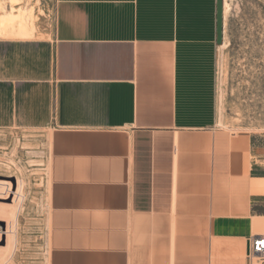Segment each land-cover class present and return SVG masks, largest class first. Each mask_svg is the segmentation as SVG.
I'll return each mask as SVG.
<instances>
[{"label": "crops", "instance_id": "obj_1", "mask_svg": "<svg viewBox=\"0 0 264 264\" xmlns=\"http://www.w3.org/2000/svg\"><path fill=\"white\" fill-rule=\"evenodd\" d=\"M222 1L221 44L216 0H53L0 35V128L50 155L45 264H248L264 144L218 129Z\"/></svg>", "mask_w": 264, "mask_h": 264}, {"label": "rangeland", "instance_id": "obj_2", "mask_svg": "<svg viewBox=\"0 0 264 264\" xmlns=\"http://www.w3.org/2000/svg\"><path fill=\"white\" fill-rule=\"evenodd\" d=\"M52 2L0 0V35L31 36L40 23L50 20ZM226 2L230 6L225 16L226 39L217 65V117L223 116V123L218 121V129L236 137L252 134L264 144V0ZM29 14L32 16L28 17ZM17 15L29 20L26 26L28 34L17 33L18 27L10 29L12 21L9 18ZM41 138L26 128H0V175L10 177L15 175L16 167L25 168L29 172L27 191L41 200L38 210L17 218L25 247L15 253L14 263L8 264L46 262L42 220L46 215L50 183V155L45 144L39 141ZM1 202L0 208H10V200L4 204ZM27 203L25 200L22 204L26 206ZM2 216L0 213V218ZM0 225L5 232L6 224L0 222ZM3 247L5 244L1 243L0 250Z\"/></svg>", "mask_w": 264, "mask_h": 264}, {"label": "bare ground", "instance_id": "obj_3", "mask_svg": "<svg viewBox=\"0 0 264 264\" xmlns=\"http://www.w3.org/2000/svg\"><path fill=\"white\" fill-rule=\"evenodd\" d=\"M227 3L228 2H225L224 4V18L230 7ZM20 15L9 18V21H12L10 29L16 30V28L18 27L17 33H19L20 35H26L28 34V29L26 27L28 19L25 20V17H21ZM30 15L31 14H29L28 17ZM15 20L17 21L15 22ZM222 117L223 116H221V114L218 115L219 123H223ZM9 178H12V180H9ZM13 178L15 179V183L13 182ZM28 181L29 172L22 167H16L15 175L13 176L5 177L0 175V201H2L1 204H4L3 202L7 200H10L11 202V204H9L10 208H4L2 205V207L0 208V213L3 215L0 218V222H4L6 224L5 232H3V229L0 225V244H5L3 250H0V264H8L13 262L15 253L20 248L25 247V244L21 239V231L18 227L19 225L17 218L20 215H28L32 213L34 209L38 210V208L41 206V200L39 199V197L37 195L31 196L27 191ZM25 200H28V203L26 206H23L22 203ZM2 218H4L5 220ZM8 218L9 220H7Z\"/></svg>", "mask_w": 264, "mask_h": 264}, {"label": "built area", "instance_id": "obj_4", "mask_svg": "<svg viewBox=\"0 0 264 264\" xmlns=\"http://www.w3.org/2000/svg\"><path fill=\"white\" fill-rule=\"evenodd\" d=\"M248 239V264H264V235L251 236Z\"/></svg>", "mask_w": 264, "mask_h": 264}, {"label": "water", "instance_id": "obj_5", "mask_svg": "<svg viewBox=\"0 0 264 264\" xmlns=\"http://www.w3.org/2000/svg\"><path fill=\"white\" fill-rule=\"evenodd\" d=\"M222 33H223V1L216 0V34L217 43H222Z\"/></svg>", "mask_w": 264, "mask_h": 264}]
</instances>
